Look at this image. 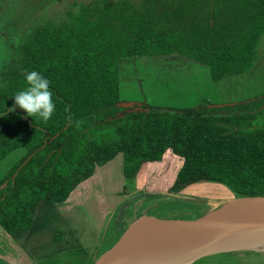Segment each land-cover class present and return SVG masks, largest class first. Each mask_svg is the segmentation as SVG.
Listing matches in <instances>:
<instances>
[{
    "label": "trees",
    "instance_id": "16d2710c",
    "mask_svg": "<svg viewBox=\"0 0 264 264\" xmlns=\"http://www.w3.org/2000/svg\"><path fill=\"white\" fill-rule=\"evenodd\" d=\"M44 1L20 3L19 40L0 72V111L32 70L49 80L54 103L46 121L19 108L0 117V160L26 150L0 178L5 233L30 229L41 205L65 201L120 154L126 179L167 151L179 156L173 194L211 182L225 199L264 195V92L210 108H134L121 104L119 80L124 56H186L215 81L250 70L264 0H65L59 9Z\"/></svg>",
    "mask_w": 264,
    "mask_h": 264
},
{
    "label": "rangeland",
    "instance_id": "374dc122",
    "mask_svg": "<svg viewBox=\"0 0 264 264\" xmlns=\"http://www.w3.org/2000/svg\"><path fill=\"white\" fill-rule=\"evenodd\" d=\"M28 1L31 0H21L15 4L13 0H0V72L7 67L4 60L9 59L14 52L12 47L19 40L15 35V28L18 33L21 29H17L19 17L24 15L20 10V3ZM37 1L40 4L42 0H35ZM65 3V0H47L44 1V6L59 9ZM119 80L122 103L129 102V106L134 108L144 104L171 108H210L247 100L264 92V32L259 38L252 68L238 75H225L215 81L205 65L186 56L146 55L121 58ZM25 151L24 148L17 149L0 160V178ZM181 163L179 156L167 151L161 161L144 162L134 178L126 179L123 174V156L120 154L104 167L97 168L90 178L77 186L75 190L86 192L85 196H90L89 199L92 198L95 202V213L89 211L86 215L90 217H83L79 224L80 231L86 233L87 229L90 237L94 234V241L91 242L95 244H87L84 248L81 246V255L85 253V248L95 247L96 250L101 243L107 245V239L119 234L123 226L127 227L126 221L135 215L148 213L167 220H190L201 215V212L216 208L228 197L230 193L226 188L211 182L193 183L177 194L170 193L168 189ZM195 198L205 201L196 204ZM73 204L75 202L65 201L61 205L66 208L64 211H68L74 207ZM79 210L83 212L82 209ZM93 214L96 220L92 218ZM117 221L121 223L116 224ZM101 224L102 231L99 230ZM18 240L19 238L17 243ZM70 241L72 243L64 247H69L72 253L67 252L66 255L72 258L73 251L77 254L79 246L75 244L77 240ZM54 247L48 249L49 252H53ZM25 249L29 252L30 246L26 248L14 244L12 238L0 228V258L10 264L18 263L16 260L19 254L23 255ZM30 252L33 253L32 250ZM72 259L71 264L74 262V258ZM0 262L5 264L2 260ZM39 262L32 261L29 264H43ZM192 264H264V252H228L203 257Z\"/></svg>",
    "mask_w": 264,
    "mask_h": 264
},
{
    "label": "water",
    "instance_id": "95a60500",
    "mask_svg": "<svg viewBox=\"0 0 264 264\" xmlns=\"http://www.w3.org/2000/svg\"><path fill=\"white\" fill-rule=\"evenodd\" d=\"M121 104L131 105L129 102ZM242 228L251 230L246 237L201 249L185 264L228 252H264L263 247H258L264 242V195L225 199L216 208L190 220H167L148 213L141 214L114 239L106 242L107 245L99 246L86 264H122L125 259L156 244L183 243L196 237L202 240L209 238L214 230Z\"/></svg>",
    "mask_w": 264,
    "mask_h": 264
},
{
    "label": "crops",
    "instance_id": "0c3cea01",
    "mask_svg": "<svg viewBox=\"0 0 264 264\" xmlns=\"http://www.w3.org/2000/svg\"><path fill=\"white\" fill-rule=\"evenodd\" d=\"M105 165L101 167H104ZM84 190L87 191L86 189ZM85 195L86 192L82 193L80 189L79 191L74 189L70 196L65 200L69 203L75 202V204H73L74 207L68 211H64L66 208L61 205L65 201L55 203L51 206L41 205L30 229L13 236L7 234L12 238L14 244L16 243L17 245L25 246L26 248L30 246V251L32 250L33 252H28L27 249H25L23 255L19 254L16 260L18 263L15 264H29L32 261H35L36 263L41 261L43 264H57L58 262L71 264L70 261H73L72 258H74L73 264H86L96 250L95 247H93L94 249L85 248V253L83 255L80 253L82 247L84 248L87 244L93 243L91 241H94V234L90 237L88 236L87 229L86 233L85 231H80L81 227L79 224L82 223L83 217H90L89 215H86L89 211L95 213V208H93L95 204L94 199H89L90 196ZM79 209H82L83 212ZM136 217L137 215L126 221V225ZM92 218L96 220L95 214H93ZM120 223L121 222L119 221L116 222V224ZM102 228L101 224L99 230L102 231ZM117 228L119 229L120 226L118 225ZM117 234L118 233L107 239V242L114 239ZM99 235L97 236V239ZM18 238L19 240L17 243L16 240ZM71 239L77 240L75 244H77L76 246H79V248H77L79 249L78 253L75 254V251H73L74 256H72V258L66 255L67 252L72 253L71 250H69V247H64L65 245H70L72 243V241H70ZM94 244L95 243H93V245ZM101 245L102 244H100V246ZM53 246H55L53 252H49L48 249ZM45 259L47 260V263H45ZM0 260L5 264H10L5 262L2 258H0Z\"/></svg>",
    "mask_w": 264,
    "mask_h": 264
},
{
    "label": "bare ground",
    "instance_id": "6f19581e",
    "mask_svg": "<svg viewBox=\"0 0 264 264\" xmlns=\"http://www.w3.org/2000/svg\"><path fill=\"white\" fill-rule=\"evenodd\" d=\"M250 231V229L244 228L221 229L214 230L212 235L207 239L201 238L202 240H200V238L196 237L194 240L183 243L158 244L141 254L125 259L122 264H185L199 250L239 240L246 237ZM258 247L264 248V242Z\"/></svg>",
    "mask_w": 264,
    "mask_h": 264
},
{
    "label": "clouds",
    "instance_id": "9594fccd",
    "mask_svg": "<svg viewBox=\"0 0 264 264\" xmlns=\"http://www.w3.org/2000/svg\"><path fill=\"white\" fill-rule=\"evenodd\" d=\"M26 87L18 90L11 96L13 106L5 107L0 111V117L7 118L9 112H15L16 108L23 110V115L48 120L54 111L52 91L49 88V80L35 70L24 74Z\"/></svg>",
    "mask_w": 264,
    "mask_h": 264
}]
</instances>
